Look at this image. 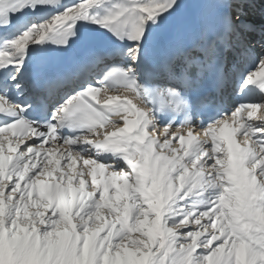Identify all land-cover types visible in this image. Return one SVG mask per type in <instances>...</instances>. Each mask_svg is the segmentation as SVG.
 Segmentation results:
<instances>
[{
    "label": "snow or ice",
    "instance_id": "obj_1",
    "mask_svg": "<svg viewBox=\"0 0 264 264\" xmlns=\"http://www.w3.org/2000/svg\"><path fill=\"white\" fill-rule=\"evenodd\" d=\"M0 264H264V0H0Z\"/></svg>",
    "mask_w": 264,
    "mask_h": 264
},
{
    "label": "rangeland",
    "instance_id": "obj_2",
    "mask_svg": "<svg viewBox=\"0 0 264 264\" xmlns=\"http://www.w3.org/2000/svg\"><path fill=\"white\" fill-rule=\"evenodd\" d=\"M175 146V145H174Z\"/></svg>",
    "mask_w": 264,
    "mask_h": 264
}]
</instances>
